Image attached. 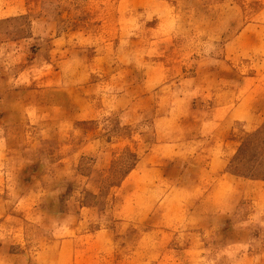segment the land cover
<instances>
[{"label": "rangeland", "instance_id": "rangeland-1", "mask_svg": "<svg viewBox=\"0 0 264 264\" xmlns=\"http://www.w3.org/2000/svg\"><path fill=\"white\" fill-rule=\"evenodd\" d=\"M0 264H264V0H0Z\"/></svg>", "mask_w": 264, "mask_h": 264}, {"label": "crops", "instance_id": "crops-1", "mask_svg": "<svg viewBox=\"0 0 264 264\" xmlns=\"http://www.w3.org/2000/svg\"><path fill=\"white\" fill-rule=\"evenodd\" d=\"M151 154H144L142 159H148L150 157ZM185 157H189V158H192L193 157V154H185L184 155V158ZM190 165H195V164H190ZM206 166H207V163H206ZM189 168V166H187V169ZM202 168H204V166H202ZM211 169V168H210Z\"/></svg>", "mask_w": 264, "mask_h": 264}]
</instances>
